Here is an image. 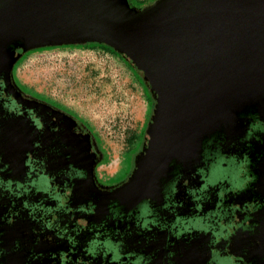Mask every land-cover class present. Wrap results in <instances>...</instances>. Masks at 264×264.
I'll return each mask as SVG.
<instances>
[{"label": "water", "instance_id": "water-1", "mask_svg": "<svg viewBox=\"0 0 264 264\" xmlns=\"http://www.w3.org/2000/svg\"><path fill=\"white\" fill-rule=\"evenodd\" d=\"M123 1L0 0V29L20 31L18 58L36 48L106 43L145 77L157 104L146 147L118 191L133 204L239 103L241 84L264 54V0H158L140 11ZM8 42L0 41V53Z\"/></svg>", "mask_w": 264, "mask_h": 264}, {"label": "flooded vegetation", "instance_id": "flooded-vegetation-1", "mask_svg": "<svg viewBox=\"0 0 264 264\" xmlns=\"http://www.w3.org/2000/svg\"><path fill=\"white\" fill-rule=\"evenodd\" d=\"M17 30V31H16ZM13 31L11 28L0 29V41L4 38L8 39V45L0 53V105H7L6 110L13 113H19L21 117L9 116L0 107V156H3V163L11 165V175L4 174V178L23 181L25 173L28 171L24 166L26 160V153H33L41 158L47 156L48 172L55 174L61 169H67L69 164H73L79 169L85 170L87 173V180L75 181V188L73 189V196L71 199V206L76 207L79 204H87L92 201L97 205L96 215L91 217H84L89 223L99 224L108 216V207L111 206L115 215L119 219L130 220L131 217L127 212L134 209L135 206L141 202L142 199L136 203L128 201L125 197V192L118 193L121 187H124L135 171L139 156L146 147V129L143 135L142 147L138 151L133 168L129 176L113 186L102 185L97 178V169L102 165L105 160V152L100 146V138L93 130L86 124L82 125L78 118L67 113L62 107L57 104L52 105L34 98L28 94L21 85H19L14 77V63L10 68V63L21 53V47L24 45V39L19 38L20 31L16 29ZM10 38V39H9ZM64 46V45H62ZM59 47V46H51ZM46 48V47H42ZM39 49V48H36ZM27 52V51H26ZM25 53V52H24ZM21 57V56H20ZM19 57V58H20ZM18 58V57H17ZM16 58V59H17ZM13 70V71H12ZM13 77L15 82H13ZM11 94V95H9ZM239 103L234 109L225 115L217 125L209 128L202 136L200 144L196 146L194 151L185 150L182 152L179 159L173 158L166 170L161 174L162 176L155 175V182L151 185L152 189L149 197L154 201V206L159 208L163 203L162 189L165 184L173 179L174 173L177 168H180L186 179H191L192 173L195 172L197 166H202L201 152L202 144L205 140L211 138L213 135L219 137L223 135L226 139L224 146L225 152H236L238 150H245L243 145H239L237 149L229 147L232 142L237 141L246 133V129L250 121L246 118L249 114L260 115L264 120V54L259 53L252 65L251 76L247 78L240 86L238 95ZM156 106L155 98L152 100ZM152 103L150 107H152ZM61 108V110H60ZM155 109V108H154ZM63 110V111H62ZM38 113L44 119L45 129L43 134L36 132L35 128L31 125L29 118ZM154 110L151 115H153ZM244 116V119L241 117ZM56 118V123H52V118ZM152 117V116H151ZM150 121V119H149ZM83 122V121H82ZM59 126L60 132L53 133L50 127ZM147 127V126H146ZM76 129L77 134L74 133ZM39 141L42 148L37 150L33 147L34 143ZM261 144L255 140L252 141V151L250 152L253 161L252 172L258 177L257 182L247 192L241 194L239 197L232 199L229 198L228 203L243 204L245 201L253 199L264 202V141ZM51 149H58L59 154L51 152ZM251 150V149H249ZM257 156H261L258 161ZM71 157V159H67ZM138 158V159H137ZM3 167V164H0ZM153 179V180H154ZM57 183H62V178L57 180ZM191 186L199 187V178L191 180ZM179 194L178 200H185V189L183 181L178 185ZM102 189L103 191L99 190ZM254 189V190H253ZM168 193H166L167 195ZM125 197V198H124ZM148 197V198H149ZM34 200H39V196H34ZM216 197L213 194L212 204L205 205V211L213 208L215 205ZM17 209L21 207V202L17 201ZM51 204V202H49ZM54 206V205H53ZM122 206V207H121ZM10 202L5 199L0 201V217L7 214ZM192 207L190 200H187L185 207L180 210L181 215H188L189 209ZM169 220L173 217L168 213H162ZM239 219L242 221L244 217L238 213ZM81 218L79 215L77 219ZM64 222H67L68 217H63ZM253 224H259L255 234L238 233L233 239L231 244V252L236 255H244L247 250V255L244 259L247 264H264V210L256 213L252 221ZM117 225L110 222L108 227L115 228ZM127 225L119 224V228L123 230ZM133 236L127 239L129 251L135 250L137 252H144L145 255L155 253L154 264H166L164 258L168 251L176 253L173 264H207L208 249L206 247L207 237L199 236L195 239L189 240L188 238L176 241L174 238L171 243L174 245L165 249L167 232H160L158 230L153 233L145 235H154L155 241L146 244L144 236L135 235V226L131 225ZM33 229L39 231V225L33 223L28 219L27 212H22L21 217L16 222L9 226L7 223L0 221V248L8 250V255L0 258V264H59L57 261L50 259L51 253H58L63 250L68 251L69 245L66 241H59L51 232H46L40 236V244L36 245V235L33 234ZM53 236V240L49 243L45 237ZM81 241L80 248L77 253L82 255L81 249L84 242L90 239V234L85 232L79 238ZM19 241L20 248L18 251H13L15 242ZM139 242V243H138ZM224 244L220 245L223 248ZM159 249V251H157ZM43 253V259L32 261L30 257L33 254ZM75 259V257H73ZM96 264H100L97 260Z\"/></svg>", "mask_w": 264, "mask_h": 264}, {"label": "clouds", "instance_id": "clouds-1", "mask_svg": "<svg viewBox=\"0 0 264 264\" xmlns=\"http://www.w3.org/2000/svg\"><path fill=\"white\" fill-rule=\"evenodd\" d=\"M0 107L9 116L21 117L19 113L7 111V105ZM26 117L36 132L43 134L45 129L43 117L37 112L30 118ZM246 118L250 123L245 135L238 142L234 141L229 145L232 149L243 145L245 150L225 152L224 146L227 143L225 137L213 135L203 142L200 161L202 166L196 167L191 179H186L180 168H177L173 179L163 186L164 203L157 208L150 197L146 198L127 212L131 217L130 220L119 219L113 211L112 202L108 207V216L99 224L94 222L90 224L84 218L96 215L97 205L92 201L72 207L74 182L87 180L86 171L73 164H69L67 169L52 174L47 170V156L41 158L33 153H26L24 166L28 171L24 180L20 181L4 178L5 173L11 175V165L4 164L3 156H0V164H3V167H0V201L7 199L11 204L7 214L0 217V221L12 226L21 217L22 212H27L28 219L39 225V231L33 229V234L37 237L36 245L40 244V236L46 232L53 233L57 240L66 241L69 245L67 252L61 250L50 254V259L54 262L58 260L59 264H96L97 260L100 264H154L155 253L145 255L142 251L127 250L126 241L133 236L132 224L135 226V235L144 236L146 244L155 241L154 235H145L153 233L154 229L167 232L165 249L174 246L171 243L173 238L180 241L204 236L208 238L207 264H247L244 259L247 250L244 251V255L231 252L232 239L238 233L255 234L259 224H253L252 221L256 213L264 210V202L253 199L245 201L242 205L228 203L229 198L239 197L251 189L258 180L252 172L253 161L250 152L253 140L259 144L260 141H264V120L258 113L249 114ZM52 123H56L55 117L52 118ZM50 131L59 133L60 128L50 127ZM73 131L79 135L76 129ZM33 147L39 150L42 144L37 141ZM50 151L59 154L58 149ZM260 159L261 156H257V160ZM197 177L200 186H191V180ZM60 178L62 183H57ZM181 181L185 189V200L177 199L178 185ZM213 194L216 197L215 205L205 211V205L212 204ZM34 196H39L40 199L34 200ZM187 200H190L192 207L188 215H181L180 210L185 207ZM17 201L21 202L19 209H17ZM165 212L173 219L169 220L163 216L162 213ZM238 213L244 217L242 221ZM78 215L81 218L77 219ZM63 217H68L67 222H64ZM110 222L117 226L109 228ZM122 223L127 225L123 230L119 228V224ZM85 232L90 234V239L84 242L80 255L77 253L81 244L78 238ZM2 235L3 233H0V236ZM45 239L51 243L53 236H46ZM222 243L223 248L220 247ZM19 248L20 243L16 241L13 251H18ZM6 255L8 250L0 248V258ZM175 256V252L168 251L164 261L166 264H173ZM43 258V253L33 254L30 257L32 261Z\"/></svg>", "mask_w": 264, "mask_h": 264}, {"label": "rangeland", "instance_id": "rangeland-1", "mask_svg": "<svg viewBox=\"0 0 264 264\" xmlns=\"http://www.w3.org/2000/svg\"><path fill=\"white\" fill-rule=\"evenodd\" d=\"M23 58L14 69L17 83L34 98L81 119L98 135L106 156L96 171L102 185L124 181L152 116L139 73L100 49L46 47ZM113 165L117 170L109 174Z\"/></svg>", "mask_w": 264, "mask_h": 264}, {"label": "trees", "instance_id": "trees-1", "mask_svg": "<svg viewBox=\"0 0 264 264\" xmlns=\"http://www.w3.org/2000/svg\"><path fill=\"white\" fill-rule=\"evenodd\" d=\"M156 1H158V0H152L149 3H146L143 0H124L123 2L125 3L126 6H128V9L129 10L140 11V10L144 9L146 6L151 5L152 3L156 2ZM64 46H73V47L87 48V49H100V50L106 51L107 53H110V54H112V55H114V56H116L118 58H121V60H123V61H125V62L128 63V65L130 66L131 69L134 68L132 66V64L121 53H119L111 45L106 44V43L86 42L84 44L64 45ZM59 47H61V46H59ZM50 48H52V47H50ZM54 48H56V47H54ZM37 50L38 49H32V50H29V51L23 53L21 55V57L18 58L17 61L14 63L13 69H15V65L17 64V62L20 59H22L23 57L25 58L27 55H29L30 53L36 52ZM39 51H42V50H39ZM140 78H142V80H143L142 83L145 86V90H146V93H147V99H148V102H149V105H150L152 103V100L154 99V91L151 90V88L149 86V83L147 82V80L145 79L144 76L140 75ZM12 80H13V82H15L14 77H13ZM154 108H155V106L152 103V107H150V114L152 113V111L154 110ZM79 122L82 125H85V128H87L86 124L84 122H82L81 119H79ZM145 126H146V124H145ZM144 129H145V127H144ZM144 129H143V133H142V138H143V135L145 133ZM131 139H132V137H131Z\"/></svg>", "mask_w": 264, "mask_h": 264}, {"label": "crops", "instance_id": "crops-1", "mask_svg": "<svg viewBox=\"0 0 264 264\" xmlns=\"http://www.w3.org/2000/svg\"><path fill=\"white\" fill-rule=\"evenodd\" d=\"M130 138H131V136H130ZM115 166H116V168H115ZM115 166H114L115 169L113 171L108 172V173L112 174L113 172H115L117 170L118 165H115Z\"/></svg>", "mask_w": 264, "mask_h": 264}, {"label": "bare ground", "instance_id": "bare-ground-1", "mask_svg": "<svg viewBox=\"0 0 264 264\" xmlns=\"http://www.w3.org/2000/svg\"><path fill=\"white\" fill-rule=\"evenodd\" d=\"M114 166H115V165L111 166L112 169H111L110 171H113V170H114ZM110 171H109V172H110ZM109 174H110V173H109ZM113 174H114V173H113Z\"/></svg>", "mask_w": 264, "mask_h": 264}]
</instances>
